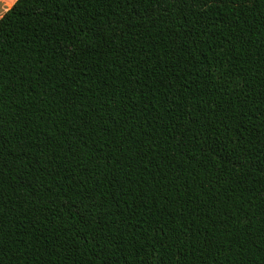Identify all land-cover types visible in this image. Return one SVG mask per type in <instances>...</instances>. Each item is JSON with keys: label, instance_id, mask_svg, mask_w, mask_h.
<instances>
[{"label": "trees", "instance_id": "trees-1", "mask_svg": "<svg viewBox=\"0 0 264 264\" xmlns=\"http://www.w3.org/2000/svg\"><path fill=\"white\" fill-rule=\"evenodd\" d=\"M0 264H264V0L0 16Z\"/></svg>", "mask_w": 264, "mask_h": 264}, {"label": "crops", "instance_id": "crops-1", "mask_svg": "<svg viewBox=\"0 0 264 264\" xmlns=\"http://www.w3.org/2000/svg\"><path fill=\"white\" fill-rule=\"evenodd\" d=\"M17 0H0V16L11 8Z\"/></svg>", "mask_w": 264, "mask_h": 264}]
</instances>
